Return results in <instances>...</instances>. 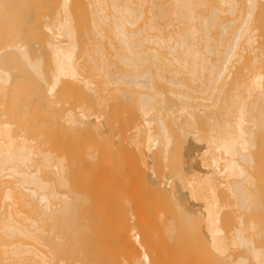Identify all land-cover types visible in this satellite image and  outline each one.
Segmentation results:
<instances>
[{"label": "bare ground", "instance_id": "bare-ground-1", "mask_svg": "<svg viewBox=\"0 0 264 264\" xmlns=\"http://www.w3.org/2000/svg\"><path fill=\"white\" fill-rule=\"evenodd\" d=\"M260 1L0 0V264H112L114 259L113 264H119L117 261L119 253L121 256L125 255L126 248L127 250L130 248L132 252L138 250L136 248L138 245L133 246L134 249L131 248V234L134 237L132 239L138 241L140 245L138 248L142 249L141 251L144 248V251L142 254L136 251L139 252L138 255L140 254L135 257L136 260L133 253L130 254L131 252L127 250L124 257L135 260L136 264H154L160 254L152 251L151 253L154 255L156 253L158 257L154 258L148 248L145 249L144 242L153 241V238L157 240L158 235L162 236L164 231L158 230V235L157 232L154 231L156 233L154 235L151 231L158 226L159 228L164 226L163 230L168 228L170 233L166 235L165 231L166 236H163L173 243L174 233L180 231L177 229L178 231L175 232L176 225L173 226L172 223L174 228L171 229L170 215V218L167 217L170 222L166 221L167 211L172 207L170 205L175 207L177 217L172 218L175 224L181 226L183 234L190 236L191 231V235L196 233L193 236L205 237L208 242L207 247L212 250L211 253L214 251L216 256L229 255L230 258L229 250L232 252L234 251L232 248L238 247L239 250V247L243 246L248 253L231 263L228 262L229 264H248L249 261L253 264H264V246L257 245L254 240L255 236H264L262 225L256 227L259 224L256 225L253 219L249 224L243 223L241 217L243 215L239 217L240 223L238 222V225L229 231H225L226 225H223L225 210L228 208L234 210L238 206L251 210V204L255 202L252 205L254 208L257 204L255 194L249 192L253 187L251 184L255 181L247 166L254 160L252 150L256 148L253 138L254 128H257L255 125L258 124V129L261 123L262 126L264 125L261 114L264 106H259V103L264 105L262 64L263 70L258 69L259 60L261 61L258 56L260 54L264 57V54H256L257 57L255 55L256 58L252 61L255 63L258 61V64L251 65L255 68L253 72L250 69L249 72L246 71L250 76L248 80L245 79L243 84L242 81L241 84L237 81L239 85L235 82L238 86L231 90V101L226 100L224 103L226 104L224 111L231 113L227 114L225 118L227 120L220 119L225 124L218 123V126L219 124L224 126L220 125L221 129L214 131L216 134L211 131L212 127L210 135L205 129H201L205 136L197 138L199 133L195 134L197 139H206L203 156L199 157L205 163L211 160L212 163H207V168L212 164L213 176L214 174L218 176L216 179L219 180H215L220 181L218 184L221 189L224 187V190H220L219 186L218 188H214L215 185L210 186L208 188L211 190L207 188L209 193H204L203 196L201 194V199L197 198L198 202L188 203V200L193 199L191 197L195 200L196 196L200 195L198 188L202 186L203 177L195 176L196 172L195 175H190V171L185 175L182 169V173L176 172L179 181L172 176L174 173L169 174L171 176H164L165 178L160 176L162 179H158L155 176L157 175L155 169L159 164L152 168L147 160L148 157L156 156L159 152V158L168 161L172 145L175 143L174 129L168 126L164 116V112L167 116L171 111L166 97L177 98L178 114H188L193 119L199 118L196 111H201V107L218 106L220 95L222 96L225 90L223 87H226L224 85L229 83L228 80L233 75L234 64L238 63L236 62L238 60L239 62L246 60L242 59V53L245 52L248 44L256 40L250 37L255 31L250 32V30L253 29V25L255 26L254 16ZM236 11L238 15L229 18L231 14L235 15ZM227 13H230L229 17L226 16ZM255 30L258 32V28ZM256 42L255 44L258 43ZM256 47L253 49L256 50ZM262 48L264 50V45ZM250 49L249 52L252 50ZM239 67L241 68V63ZM228 91L224 92L228 93ZM126 93L138 97V99L134 97L137 100L132 99L133 103H131L138 107V112L141 113L139 115L142 117L140 123L136 122V133L131 136L132 140L130 139L133 148L127 152L131 154L133 151L132 153L138 154L137 157L140 156L143 160L138 158L142 162L138 161L140 166L135 165L137 168L141 167L139 169L145 170L144 172L146 169L150 170L149 179L138 173L137 176L135 175L137 178L134 176L138 181L133 180V183L135 185L140 179V184L147 189L145 193L151 196L150 198L145 194L149 201L143 202L142 208H145L146 204L148 207L152 205L151 199L158 203L156 205L153 201L156 206L154 208H152L154 205L150 208L146 206L144 212L150 214L147 217L136 209L137 202L133 205L135 209L130 207L132 212L130 210L129 214L128 211V217L124 214L125 209L123 212L120 211V207L118 209L117 205L120 203L113 201L116 199L113 195L116 191V193L120 191V187L114 189L110 186V184L119 185L115 182L113 184L114 179L110 180L116 170H108L107 173L115 172L109 174L110 182L107 179L108 175L105 176L106 181L103 176L104 183L100 178L102 177L100 172L97 173L100 177L96 174L97 169L104 167V159L118 160V157L123 155L122 151L119 155L120 146L117 148L118 151L114 149L116 144H111L113 142H110V137L108 140L111 145L103 141L106 138V136L103 138L106 135L104 128L109 126L104 127L103 130L101 128L105 125L104 122L109 121L107 120L109 115L100 113L98 109L102 104V106L108 104L106 102L108 97L116 95H119L118 98L124 97ZM203 101L211 104L207 105ZM224 105H221L222 108ZM256 105L263 109L259 108L258 111ZM253 110L260 112L257 114L261 115L262 122L259 123V120L255 119L256 115H252ZM191 126L193 127V124ZM169 127L172 129L170 130ZM184 129L186 127L180 128L182 134L186 132ZM197 130L200 132L198 127ZM176 133L178 132H175V136L178 137L179 133ZM202 147L199 148L201 152L204 148ZM114 152L118 154L116 158ZM132 155V158L135 157ZM182 157L181 161H183ZM207 157H210L209 161ZM133 159L137 161V158ZM152 162L153 160L151 165L157 164V161L155 164ZM246 163L248 164L245 165ZM103 173L106 174L105 171ZM128 173L131 174L127 172V175ZM127 175H125L126 180L130 178ZM205 175L203 179L208 180L206 182H209L210 178L214 179L209 174L210 180L206 179L207 174ZM116 176L119 177L117 174ZM140 176L141 178H138ZM86 177L91 178L92 185L89 183L92 186L89 187L91 190L88 188V183H85L87 186L84 185ZM124 179L122 182H126ZM131 183L129 182L128 185L130 189L131 186L134 187ZM123 185H120L121 189ZM126 185L124 187H127ZM245 185L251 187L247 188ZM179 187L184 188L183 191ZM101 188H105V191H101ZM199 189L201 192L202 189ZM215 189L223 191V194ZM251 193L254 195L253 203ZM223 195L227 198H223ZM146 196L144 200H147ZM129 199L131 200V197ZM128 207L124 206V208ZM237 208L236 211L239 212L240 208L239 210ZM244 209L243 211L246 212ZM129 217L133 222V224L130 222L132 226L130 229L127 227ZM100 218H104L103 224ZM103 226L112 230L109 232L111 235H107L109 233L105 232V229L99 228ZM100 231L105 232L107 237L110 236L108 240L101 238L103 240L101 241ZM116 232H119V241ZM179 233L176 235L178 236ZM109 238L122 241L119 244L116 242L118 244L116 245L122 243L123 253L117 250V246L111 245L113 240ZM136 241L135 243L138 244ZM120 246L119 250L123 248ZM111 247L116 248L118 254L111 252ZM104 251L105 256L102 255ZM115 255L117 257H113ZM126 258L121 260L124 261ZM161 263L160 261L159 264Z\"/></svg>", "mask_w": 264, "mask_h": 264}, {"label": "rangeland", "instance_id": "rangeland-1", "mask_svg": "<svg viewBox=\"0 0 264 264\" xmlns=\"http://www.w3.org/2000/svg\"><path fill=\"white\" fill-rule=\"evenodd\" d=\"M84 1H86V0H84ZM230 15V13H227L226 14V16L227 17H229V15ZM233 15V16H232ZM238 15V12L236 11V13H235V15L234 14H231L230 15V17L229 18H231V16H232V18H234V16L236 17ZM254 24H255V26L253 25V29H251L250 30V32L252 31V30H254L255 31V33L254 32H252V33H254L253 35H255L256 37H258V38H256L255 36H253L250 32V34L252 35V36H250V37H253V39L255 38L256 40H253V41H257L256 43L257 44H255V42L253 43V41H252V43L251 42H249V43H251V44H248V47L246 48V49H248L247 51H246V49H245V52L243 51V55H242V59L243 58H245L246 60H242V59H240V61L242 60L243 61V63H242V61L241 62H239V60L238 61H236V62H238V63H235L234 64V67H233V69H232V74L233 75H231V77H230V79L228 80L229 81V83L227 82V84L226 85H224V86H226V87H223L226 91H228V93L227 92H224L225 90H223V92H222V96L220 95V98H221V100L218 102V106L217 107H201V111H199V112H201L200 114H199V112L198 111H196L197 113V116H199V118L197 117V116H194V117H197V119L196 118H194L193 119V117L191 116V115H184V114H178V112H177V108H176V106L178 105L177 103L179 102V101H177L174 97H172L171 98V96H169V97H166V99H167V101H171V103H167V105H169L168 107L170 108L171 107V111L170 112H168L167 113V116L165 115L166 114V112H164V116H165V119L167 120V123H168V126H171L174 130H175V128H177L175 131L173 130V132H174V137H175V140L173 141V142H175V143H173V145H172V148H171V155H170V158L168 159V161H166V160H162V158H159V152H158V155H156V156H154V157H157V158H154L153 156L150 158V157H148V164L150 163V166H152V168H155V166H157L158 164V166H157V168L155 169V173H156V171H157V175L155 174V176L158 178V179H162L164 176L166 177V175H168V176H171L173 173V177L176 179V180H178V178L179 177H176V174L178 175V173H176L177 171L178 172H181L182 173V169H183V171H185V175L187 174L188 175V173H189V171L191 172V173H189L190 175L191 174H194L195 172H196V175L195 176H197L198 175V178L199 177H203L204 178V176H206L205 174H207V177H205L206 179L208 178L209 179V175H210V177H212L213 176V171H214V167H212V164H211V166H210V164L208 165V168H207V163H212L211 162V160H210V162H207V163H205L204 162V160H202L200 157L201 156H203V151L205 150V148H206V139L205 138H203V139H197V138H199L200 136L202 137V136H205V135H203V132H201L202 130L201 129H205V131H206V133L208 134V135H210V129H212L213 128V130H211L212 132H217L218 130H216V129H221V126L223 127L224 125L223 124H225L224 122H221V120L220 119H223V121L224 120H227V119H225V118H227V114L229 113H231V112H228L227 113V111L225 110L224 111V108H225V106H226V104L224 105V103L226 102V100L227 101H231V90H232V88H234L236 85H235V82H240V84H241V81H242V84H243V82L245 81V79L246 80H248V76H249V74H248V72H249V69H250V71H254L255 70V68H254V65L256 64H258V61H257V63H255V61H252V60H254L256 57H257V55L259 54V53H261V55H263L264 53V50H262L263 48V45H264V0L262 1H260V4L258 5V8H257V10H256V13H255V16H254ZM255 28H258V32L255 30ZM257 34H258V36H257ZM249 35V34H248ZM262 37V38H261ZM263 41V42H262ZM261 44H260V43ZM245 44H246V42H245ZM254 44H255V46H254ZM253 45V47H251V46ZM262 45V46H261ZM256 46H261V47H259V48H257ZM244 47H245V45H244ZM250 47H251V49L253 50H251L250 49ZM254 47H256V50L255 49H253ZM249 49L251 50L250 52H249ZM259 49V50H258ZM255 50V51H254ZM260 50H262V52L260 51ZM256 51H260V52H256ZM254 52V54H251V53H253ZM250 55H249V54ZM246 54V55H245ZM257 54V55H256ZM255 55H256V57H255ZM247 56H248V58H247ZM258 57H260L261 58V61L259 60V64H258V69H261V70H263L264 69V57H262V56H260V54H259V56ZM259 58V59H260ZM258 59V58H257ZM250 60V61H249ZM263 60V61H262ZM246 61V62H245ZM252 62V63H251ZM239 63H241V68L239 67ZM245 63V64H244ZM254 63V65L253 66H251L252 64ZM246 64H247V66H246ZM248 64H250V65H248ZM261 64H262V68H261ZM255 65V66H256ZM237 67V68H236ZM236 68V69H235ZM247 68H248V70H247ZM251 68L253 69V70H251ZM257 68V67H256ZM241 69V70H240ZM245 70V71H244ZM243 71V72H242ZM246 71H248V72H246ZM243 73V74H242ZM251 73V72H250ZM242 74V75H241ZM241 76H243V77H241ZM250 77V76H249ZM244 78V79H243ZM233 80V81H232ZM237 82V83H238ZM238 85H239V83H238ZM237 85V86H238ZM233 86V87H232ZM228 90H227V89ZM119 95H120V93H118ZM125 94V93H124ZM123 94V95H124ZM127 95H125L126 96V98H125V96L124 97H119L118 98V96L119 95H116V96H112V97H108L107 99H106V102H108V104H104L105 106H100V109H98L99 110V112L100 113H105V114H108L109 116H108V119L107 120H109V121H106L107 123H105L104 122V120L102 121V123L103 124H105L104 126H102L103 124L101 123V125L100 126H102V130H103V128L104 127H106V126H109V127H106V128H104L105 130V133H106V135H104L103 136V138L106 136V138H104L103 139V141H107L106 143L108 144V145H115L114 147H116V148H114V149H116L117 150V148L119 147V155L121 154V151H122V153H123V155H120L121 157H118V160H120V161H118L117 160V156H118V154L117 153H115L116 152V150H115V155L116 156H114V158H116L115 160L112 158V160L110 161V159L111 158H109V159H104L103 160V166H100V167H103L102 169L101 168H99V169H97V171H96V174L97 173H99V174H101L102 175V177H100V175L99 174H97V176L99 175V177L103 180V176L105 177L106 175H108L109 177H107V179L108 178H110V175H112L113 173H115V172H110V173H107L108 172V170H110V171H115L116 170V173L114 174V175H112V178L110 179V180H112V179H114V180H116V181H114V180H112V182H113V184H115V183H117V184H119V185H111L110 184V186H113V188L114 189H117V186H119L120 188H119V190L121 191H119L118 193H114V195H113V197H116V199L115 198H113V199H115V200H113V201H116L117 203L119 202L122 206L124 205L125 207H128L129 205V207L128 208H124V206L122 207V206H120V204H118L117 206H118V209H119V207L121 208L120 209V211H122L123 212V210L125 209H128L127 210V212H125V210H124V214L127 216V213H128V211H129V214H130V210H131V212H132V209H130V207L132 208L133 207V205L135 204V202H137L136 204H138V206L135 204V206H136V209L145 217V215H146V217L147 216H149L150 214L148 213V215H147V213L146 212H144V210H145V208H146V206H147V204L145 205V208L143 207H141L142 205H144V203H148V197H150L151 198V196L150 195H148L147 193H145L146 192V188L144 189L143 188V186H142V184H140V179H139V182H136L135 183V185H134V181L133 180H136V176L138 175V173L139 174H142V177H145L146 178V176H147V178L149 179V173H150V170H148V169H146V172H147V174H146V172H144V171H142L141 169H139V168H141V167H136L138 164H139V162L138 161H141L142 159H141V157H140V159L141 160H139L138 158L139 157H137L138 156V154H134V153H132L131 152V154H133L132 156H135V157H133V158H137V161H134V159L131 157V154L130 153H128V152H130V150H132V144H131V140H132V138L133 137H131V136H133V134H135L136 133V128H135V124H136V122H137V124H138V122L140 123V121H141V119L140 118H142V117H140V115L139 114H141L140 112H138L139 110L135 107V105L134 104H132L133 103V100H137L138 99V97H135V98H137V99H135L134 97H132V95L130 96L129 95V93H126ZM225 94H227L229 97H227V95H225ZM122 96V95H121ZM127 96H130V97H127ZM137 96V95H136ZM226 96V97H225ZM117 97V98H116ZM132 97V98H131ZM222 97L224 98V99H222ZM125 98V99H124ZM169 98V99H168ZM229 98V99H228ZM96 99V98H95ZM101 99H104V98H101ZM133 99V100H132ZM254 99V98H253ZM160 100H162V99H160ZM224 100V101H223ZM158 101V100H157ZM166 101V102H167ZM173 101V102H172ZM132 102V103H131ZM198 102H200V101H198ZM198 102H196V103H198ZM204 103H206L207 105H209V104H211V102H205V101H203ZM202 102V103H203ZM220 102H221V104H220ZM260 102V100L258 101V103ZM262 102V101H261ZM173 103H176V104H173ZM201 103V102H200ZM209 103V104H208ZM257 103V104H258ZM135 104H136V102H135ZM224 105V107L222 108V106L221 105ZM228 104V103H227ZM172 105V106H171ZM108 106V107H107ZM174 106V107H173ZM257 106V109H258V111H259V108H261L262 106H264L263 105V103H262V105H261V103H259V106H261V107H259L258 105H256ZM173 108V109H172ZM226 109V108H225ZM254 109V108H253ZM261 109H263V108H261ZM264 110V109H263ZM263 110H262V113L261 114H263L262 115V118H263V120H264V113H263ZM166 111V110H165ZM203 111V112H202ZM258 111H256V110H253L252 112H254V114L252 113V115H256V117H255V119H258L259 120V123H260V121L262 122V118H261V115H258L260 112H258ZM257 112H258V114H257ZM225 113V114H224ZM195 114V113H194ZM222 115H224V116H222ZM226 116V117H225ZM257 116H259V117H257ZM167 117V118H166ZM189 117V118H188ZM222 117H224V118H222ZM109 118H112L113 120H110ZM187 118H188V120H189V122H188V120H187ZM193 119V121L191 120V119ZM228 118H229V115H228ZM138 119V120H137ZM186 119V120H185ZM199 119V120H198ZM177 121V122H175V121ZM217 120V121H216ZM182 121V122H181ZM185 121V122H184ZM195 121H196V123H195ZM219 121V122H218ZM256 121V120H255ZM184 122V123H183ZM192 122V123H191ZM194 122V123H193ZM213 122V123H212ZM258 122V121H257ZM257 122H255V123H257ZM166 123V124H167ZM177 123H178V125H177ZM183 123V124H182ZM189 123V124H188ZM211 123H212V126H211ZM216 124V127H215V124ZM218 123H223V124H219V126H218ZM263 123H264V121H263ZM136 124V125H137ZM187 124V125H186ZM193 124V127H195L196 126V124H197V126L194 128V129H192L193 127L191 126V125ZM214 124V125H213ZM114 125H115V127H114ZM180 125V126H179ZM178 126V127H177ZM190 126L192 127V128H190ZM255 126H257V128L255 129L254 128V134H255V137H253L254 139H255V146L254 147H256L255 149H253L252 151V153L254 154V156H253V162H249V164L248 163H246L245 165H247L248 164V169H249V171H251L252 172V175H253V177H254V183H256V185L254 186V183L253 184H251V186L253 185V187H251V186H248V187H251V190H249V192L251 191V192H253L254 194H255V198H256V203L258 204H256L255 205V208L252 206V205H254V195L251 193V195H252V197H251V195H250V197L251 198H253V201H251L253 204H251V210H250V208H249V210H246V209H244V208H240V207H238V208H240V210L237 208V210H239V212L238 211H236V208L233 210H230L229 208L227 209V210H225L226 211V213L224 214V216L225 217H223L225 220H227L226 222H225V220H223L224 221V223L225 224H223V225H226V228H224V229H227V230H225V231H229V229H232V228H234L235 227V225H238V222L240 223V220H239V217L241 216V215H243V216H241V217H243L242 219H243V223H246V224H249V223H251L250 222V220L252 221V219H253V221L255 220L256 221V225H258V226H256V227H264V125L262 126V123L259 125L260 127H259V129H258V124H256ZM112 127V128H111ZM175 127V128H174ZM182 127H186V129H184L186 132H184V134L186 133V135H184V134H182L181 133V130H183V129H181L180 130V128H182ZM187 127L189 128V129H187ZM197 127H198V129H200V132H199V130H197ZM212 127V128H211ZM215 127V128H214ZM219 127V128H218ZM110 128H111V130H110ZM170 128V127H169ZM172 128H170V130L172 129ZM107 130H109V131H107ZM196 130V131H198V132H194V131ZM208 130V131H207ZM109 132H110V134H109ZM175 132H178L179 133V135H178V137H177V135L175 136ZM214 132V134H216ZM104 133V134H105ZM178 133H176V134H178ZM190 133V134H189ZM192 133V134H191ZM199 133V134H198ZM200 133H202L201 135H200ZM108 134V135H107ZM197 135V138H195L196 137V135ZM204 134H205V132H204ZM212 134V133H211ZM258 134V135H257ZM182 135H184L183 137H182ZM194 135V136H193ZM181 136V138H183L182 139V141H181V138L179 139V137ZM185 136L187 137V138H185ZM199 136V137H198ZM109 137H110V139L112 140H110L109 139ZM101 139H102V137H101ZM110 140V142H113V143H111L110 144V142H109V140ZM131 139V140H130ZM185 139V140H184ZM101 141V140H100ZM119 141H121V142H119ZM180 141V142H179ZM202 141V142H201ZM256 141H257V143H256ZM183 142V143H182ZM205 142V143H204ZM104 143V142H103ZM205 145H204V144ZM119 144V145H118ZM181 144H182V147H181ZM203 144V145H202ZM176 145V146H175ZM185 145V146H184ZM193 145H195V146H193ZM258 145V146H257ZM192 146V147H191ZM197 146V147H196ZM198 146H200V147H198ZM204 148H203V147ZM126 147V148H125ZM131 147V148H130ZM196 147V148H195ZM201 147L203 148V150H202V152H201ZM253 147V148H254ZM182 148V149H181ZM200 148V149H199ZM259 148V149H258ZM177 149V150H176ZM185 149H188V150H185ZM195 149V150H194ZM183 150V151H182ZM118 151V150H117ZM128 151V152H127ZM173 151V152H172ZM128 154H127V153ZM156 152V151H155ZM194 152V153H193ZM200 154H199V153ZM182 153V154H181ZM185 153V154H184ZM190 153V154H189ZM127 154V155H126ZM153 154H155L154 153V151H153ZM181 154V155H180ZM184 154V155H183ZM187 154V155H186ZM202 154V155H201ZM182 155L184 156V157H182ZM125 156V157H124ZM126 156H127V158H126ZM195 156V157H194ZM200 156V157H199ZM181 157L183 158L182 160L183 161H181ZM198 157V158H197ZM120 158V159H119ZM124 158V159H123ZM126 158V159H125ZM147 158V157H146ZM145 158V159H146ZM154 158V159H153ZM208 158V157H207ZM210 158V157H209ZM209 158L207 159L208 161H209ZM103 159V158H102ZM160 159V160H159ZM184 159H185V161H184ZM194 159V160H193ZM126 160V161H125ZM151 160H153V162H152V164H155L156 162L155 161H157V164L156 165H151ZM207 160H205V161H207ZM114 161V162H113ZM119 163H118V162ZM129 161V162H128ZM143 161V160H142ZM141 161V162H142ZM166 161V162H165ZM190 161V162H189ZM203 161V162H202ZM102 162V161H101ZM123 162V163H122ZM140 162V163H141ZM182 162V163H181ZM127 163H128V165H127ZM146 164H147V162H145ZM145 163H143V164H145ZM205 163V164H204ZM252 163H254V164H252ZM133 164V165H132ZM169 166H168V165ZM181 164H184L183 166L181 165ZM202 164V165H201ZM252 164V165H251ZM100 165H102V164H100ZM105 165H106V167H105ZM136 165V166H135ZM141 165H142V163H141ZM194 165V166H193ZM250 165H251V167H250ZM122 166V167H121ZM129 166H130V170H129ZM133 166V167H132ZM138 166H140V164L138 165ZM145 166V165H144ZM149 166V165H148ZM154 166V167H153ZM108 167V168H107ZM145 167H147V166H145ZM144 167V168H145ZM184 167V168H183ZM109 168H111V169H109ZM115 168V169H114ZM125 170H124V169ZM127 168V169H126ZM135 168H137V169H135ZM148 168V167H147ZM173 168V169H172ZM85 169L86 168H84V172H85ZM113 169V170H112ZM135 169V171L137 172V171H139V172H135V171H132V170H134ZM142 169H143V165H142ZM187 169V170H186ZM208 169V170H207ZM211 169H213V171H211ZM99 170V171H98ZM101 170V171H100ZM148 170V171H147ZM103 171H105L106 172V174L105 173H103ZM119 171V172H118ZM140 171H141V173H140ZM174 171V172H173ZM207 171V172H206ZM210 171V173H208ZM87 172V171H86ZM85 172V173H86ZM118 172V173H117ZM127 172H131V174L130 173H128L129 175H127ZM144 172V173H143ZM172 172V173H171ZM122 173V174H121ZM181 173H179V174H181ZM197 173H199V174H197ZM105 174V175H104ZM110 174V175H109ZM116 174L119 176L118 178H117V176H116ZM133 174V175H132ZM137 174V175H136ZM164 174V175H163ZM169 174H171V175H169ZM184 174H183V176H184ZM209 174V175H208ZM125 175H127L128 176V178L130 177V178H132L133 177V179H128V180H126V176ZM131 175V176H130ZM136 175V176H135ZM189 175V176H190ZM201 175V176H200ZM113 176H114V178H113ZM134 176L136 177V178H134ZM154 176V177H155ZM162 178H161V177ZM216 175L214 174V179L213 178H210L209 180V182H206V181H208V180H205V179H203V178H201V182H202V186L204 187H202V186H199V188H203L202 190H201V192H203V190L205 191V192H203V193H201L200 192V189L198 188V194H200L199 196H196V199L195 200H193L194 199V197H191V198H193V199H191L190 197H188V199H191V201L190 200H188V203L189 202H198L197 201V198L198 197H200V199H201V194H202V196L203 195H205L204 193H209L208 191H207V188L208 187H213L214 185V188H218V186H219V182H216V180L218 181L219 180V178L218 179H216L218 176H216ZM164 177V178H165ZM89 178V177H88ZM87 177L85 178V180L86 179H88ZM99 178V179H100ZM125 178V179H124ZM138 178H141V176L140 177H138ZM174 178H173V180H174ZM90 179L91 178H89L88 180V182H87V180L85 181L84 180V185H85V183L87 184L88 183V188L89 187H92V186H90V184L92 185V182L90 183ZM106 179V177L104 178V180L106 181L107 180ZM124 179V181H126V182H122V180ZM216 179V180H215ZM103 180V181H104ZM109 180V179H108ZM110 180L108 181V182H110ZM119 180V181H118ZM130 180H132V181H130ZM203 180H205V183H203ZM220 180H221V178H220ZM100 181V180H99ZM105 181H104V183H105ZM136 181H138V180H136ZM179 181V180H178ZM214 181V182H213ZM102 182V181H101ZM100 182V183H101ZM107 182V183H108ZM115 182V183H114ZM118 182H120V183H118ZM121 182H122V184H124V185H126V183H127V187H124V185H123V188L121 189V186H122V184H121ZM129 182L131 183V185H134V187L132 188V186H131V189L129 188ZM211 182V183H210ZM217 184H216V183ZM90 183V184H89ZM209 185H208V184ZM219 183V184H218ZM205 184V185H204ZM100 185H102V184H100ZM121 185V186H120ZM141 185V186H140ZM206 185H207V187H206ZM250 185V184H249ZM85 186H87V185H85ZM84 186V187H85ZM106 186V185H105ZM104 186V187H105ZM109 186V185H108ZM109 186V187H110ZM116 186V187H115ZM137 186H139V187H137ZM171 186H173L172 185V183H171ZM246 186V185H245ZM103 187V186H102ZM141 187V188H140ZM247 187V186H246ZM247 187V188H248ZM87 188V189H88ZM105 188H108V187H105ZM105 188H101L102 190L101 191H105L104 189ZM112 188V190H114ZM126 188V189H125ZM135 188V189H134ZM142 188H143V190H145L144 191V196H146L145 194H147V196L145 197L147 200H144V196H143V191H142ZM180 188V187H179ZM213 188V189H214ZM224 188V187H223ZM221 189L220 188V186H219V189L220 190H224V189ZM257 188V189H256ZM90 189V188H89ZM88 189V190H89ZM129 189H130V191H129ZM133 189V190H132ZM137 189V190H136ZM141 189V190H140ZM182 191H183V189L184 188H180ZM187 189V188H186ZM219 189H215V190H217L218 192H221V195L223 194V191H219ZM91 190V189H90ZM125 190H127V191H125ZM139 190H140V192H139ZM208 190H211V188H208ZM178 192L180 191L179 189L177 190ZM187 190H184V192H186ZM123 192H125V193H123ZM129 192V193H128ZM139 192V193H138ZM139 194H141V195H139ZM220 194V193H219ZM250 194V193H249ZM119 195V196H118ZM221 195H220V197H221ZM103 196V195H102ZM139 196H140V198H139ZM227 196V195H226ZM119 197V198H118ZM123 197H124V199H123ZM131 197V200L129 199ZM133 197H135L136 198V200H135V198L133 199ZM223 198L225 197L224 195L222 196ZM111 198V199H112ZM121 198V199H120ZM225 198H227V197H225ZM250 198V199H251ZM128 199V200H127ZM137 199H138V201H137ZM123 200V201H122ZM127 200V201H126ZM140 200V201H139ZM142 200V201H141ZM152 200V205H154V206H152V205H150V204H148V205H150L148 208H150L151 206H152V208H154V207H156L155 206V204L157 205L158 203H156V200H153V199H151ZM150 200V201H151ZM252 200V199H251ZM112 201V203H114ZM126 201V202H125ZM146 201V202H145ZM153 201H155V204L153 203ZM202 201V200H201ZM201 201H199V202H201ZM130 202V203H129ZM131 202L133 203L132 205H131ZM138 202H141V203H138ZM144 202V203H143ZM117 203H115V204H117ZM126 203H128V205L126 204ZM113 206H115V205H113ZM135 206L133 207L134 209H135ZM170 206H172V207H170V209L171 210H168L167 212H168V214H166V221L169 223L170 221H172V222H170V227H172V224H173V226H175V232L176 231H178L179 229H180V231H178V232H180L179 233V235L177 236L176 234L178 233V232H176V233H174L175 235H174V237H172V239L173 240H175V242L173 243V241L172 240H167L166 239V235L168 234V233H170V231L168 232V228H166V230H163V229H165L164 228V226L163 227H161V228H159V226L158 227H156V229H154V230H152L151 231V233L153 232V234L155 233V232H157L158 230H159V232L160 231H166L165 233H166V235H165V233L164 232H162V236H161V234L160 235H158L159 234V232H157V234L156 235H158V238H157V240H156V238H153L154 240L153 241H146V242H144L146 245V247H145V249L147 250V248H148V250H149V252L151 253L152 251L153 252H158V254H160V255H158V257L156 256V253H155V255H154V253H151V254H153V256H154V258H155V256H156V259H157V261H155V263L154 264H159L160 263V261L162 262L161 264H229V263H231L232 261H234V260H236L238 257H240V256H245L246 255V248L244 249V247L242 246V248L244 249H242L241 247H239L240 249L239 250H237L238 249V247H237V249L236 248H232L234 251H230L229 250V252L228 253H230L231 255H230V258H229V255H222L223 257H225V258H227V259H225V258H223L222 256H219V254H217V256H216V253L213 251L212 253H211V251L209 250L210 248H208L207 247V244H208V242L206 241V238L205 237H202V238H200L201 236H195L196 235V233H193V234H195L194 236H193V234L191 235V231L189 232L190 233V236L189 235H184L183 233V229L181 228V226L179 225V224H175L174 223V221L175 220H173V216L175 217L177 214L175 213L176 211H175V207H174V205H170ZM250 206V205H249ZM138 207V208H137ZM158 207V206H157ZM246 207H248V206H246ZM253 207V208H252ZM256 207L258 208V209H256ZM123 208V209H122ZM141 209V210H140ZM172 209H174L173 211H172ZM242 209V210H241ZM243 209L244 210H246V212H244L243 211ZM148 210V209H147ZM256 210V211H255ZM156 211H157V209H156ZM228 211V212H227ZM247 211H249V212H247ZM143 212V213H142ZM146 213V214H145ZM154 213V212H153ZM153 213H151V214H153ZM228 213V214H227ZM242 213V214H241ZM245 213V214H244ZM247 213V214H246ZM155 214H157L156 212H155ZM171 216V218H170V216ZM169 216V217H168ZM128 217V216H127ZM130 217H131V215H130ZM130 217H129V222H128V226L127 227H129V229L132 227L131 226V223L133 224V222H132V220L130 219ZM170 218V219H172V220H170V219H168V218ZM177 217V216H176ZM240 217V218H241ZM101 219V218H100ZM104 219V218H103ZM103 219H101V222L103 221ZM134 220V219H133ZM168 220H170V221H168ZM254 221V222H255ZM105 222V220L102 222V224ZM131 222V223H130ZM253 222V223H254ZM258 222V223H257ZM172 223V224H171ZM130 224V225H129ZM105 225V224H104ZM262 225V226H261ZM178 226H180V227H178ZM233 226V227H232ZM106 227V226H105ZM100 229H105V232H107V233H109V232H111L112 230L109 228V227H106V228H104V226H103V228L102 227H99ZM109 228V229H108ZM116 228V227H115ZM114 228V229H115ZM163 228V229H162ZM174 227H172L171 229H173ZM192 228V230L194 231V229H193V227H191ZM99 229V230H100ZM108 231H107V230ZM117 229V228H116ZM178 229V230H177ZM259 228H257V230H258ZM190 230V229H189ZM103 231V230H102ZM155 231V232H154ZM252 231H254V230H252ZM101 232V231H100ZM102 233V236H104V237H102L101 235V237L99 236V238L101 239H107L108 240V237H110V236H106V233ZM113 233V232H112ZM164 233V234H163ZM182 233V234H181ZM188 233V234H189ZM98 234H99V232H98ZM116 234V236H117V240L119 241V232L117 233H115ZM153 234H152V236H153ZM154 234V235H155ZM107 235H111L110 233L109 234H107ZM114 235V234H113ZM163 235H165V236H163ZM170 235V234H169ZM167 236L168 237V239H170L169 237L170 236ZM199 235V234H198ZM133 235L131 234V243H132V247L131 248H133V246L134 247H136L137 245L139 246V248H140V245H139V243H138V241H136L138 244H136L135 243V241L133 240L134 239V237H132ZM152 236H150V239H152ZM159 236H161V237H164V238H161V237H159ZM175 236H177V238L175 237ZM179 236H182V237H179ZM183 236H185L184 238H183ZM191 236H192V238H191ZM154 237V236H153ZM189 237V238H188ZM261 237V238H260ZM260 237H254L255 239V243L257 244V245H262V246H264V239H262L264 236H260ZM121 238V237H120ZM133 238V239H132ZM175 238V239H174ZM191 238V239H190ZM199 238V239H198ZM101 239V241H103ZM106 239H105V241H106ZM110 239V238H109ZM114 239H115V236H114ZM114 239H110L111 241H109V242H111V245H113L114 247H116L120 242H122L121 240H120V242H118V241H115ZM176 239H178V240H176ZM182 239H184L183 241H182ZM133 241H134V245H133ZM165 241V242H164ZM169 241H172V242H170L169 243ZM197 241V242H196ZM114 242V243H113ZM118 244H117V243ZM150 242V243H149ZM168 242V243H167ZM177 242H179V243H177ZM206 242V243H205ZM130 243V244H131ZM148 243V244H147ZM203 243V244H202ZM117 244V245H116ZM122 244V243H121ZM120 244V245H121ZM152 246V249H151V246ZM172 244H174V245H172ZM119 245V246H120ZM123 245H125V244H123ZM156 245V246H155ZM119 246H117V250L120 252L121 251V253H123L122 251H124V246H120V247H123V248H120L121 250H119ZM138 246L136 247L138 250H136V251H140L141 252V254L143 253V251H144V248H143V251H141L139 248H138ZM111 249H112V247H111ZM115 249L116 248H114V249H112V251L111 252H114L115 254H118L117 253V251H115ZM130 249V248H129ZM127 250V248L125 249V251L127 250L128 252H131L130 254H132L133 253V256H134V259H135V257L138 255L137 253H139V252H136V251H134L133 250V252H132V250L130 251V250ZM134 249V248H133ZM154 249V250H153ZM194 251H193V250ZM231 249V250H232ZM236 249V250H235ZM114 250V251H113ZM204 250V251H203ZM124 251V253H125V255H126V252ZM167 251V252H166ZM170 251V252H169ZM110 252V253H111ZM127 252V254H129ZM135 252V253H134ZM161 252H162V254H161ZM169 252V253H168ZM173 252H175V253H173ZM207 252V253H206ZM101 253H103V252H101ZM171 253H173V255H171ZM183 253V254H182ZM215 253V254H214ZM248 253V252H247ZM112 254V253H111ZM135 254V255H134ZM176 254V255H175ZM186 254V255H185ZM200 254V255H199ZM211 254V255H210ZM103 256H105V251H104V253L102 254ZM112 255H114V254H112ZM119 255H120V253H119ZM119 255H118V257H119ZM124 254H122V256L120 255V259L117 257V255H115V256H113V257H117V261H118V263L120 264H122L123 262H125L126 263V261H127V263L126 264H136V262H135V260L137 259H135V260H128L126 257H124L125 256ZM140 255V254H139ZM138 255V256H139ZM188 255H190V256H188ZM196 257H195V256ZM129 256V255H128ZM131 256V255H130ZM133 256L132 257H130L131 259L133 258ZM162 256V257H161ZM167 256H170V257H167ZM175 256H177L176 258H175ZM192 256H194V257H192ZM203 256H204V258H203ZM228 256V257H227ZM233 256V257H232ZM122 257V258H121ZM188 257V258H187ZM208 257V258H207ZM220 257V258H219ZM124 258H126L124 261H122L121 259H124ZM168 258H169V260H168ZM171 258H172V260H171ZM182 258V259H181ZM190 258H191V260H190ZM210 258V259H209ZM221 258H223V259H221ZM231 258H233V259H231ZM155 259V260H156ZM160 259V261H158ZM165 259V260H164ZM175 260V262H174V260ZM179 259H181V260H179ZM203 261H202V260ZM209 259V260H208ZM212 259V260H211ZM119 260H120V262H119ZM211 260V261H210ZM224 260H225V262H227V263H225L224 262ZM228 260V261H227ZM230 260V261H229ZM114 261H115V259L113 260V263H114ZM168 261H173L172 263H170V262H168ZM205 261V262H204ZM159 262V263H158ZM164 262V263H163ZM211 262V263H210ZM229 262V263H228ZM112 263V264H113ZM117 264V263H116ZM248 264H253L252 263V261H251V263H250V261L248 262Z\"/></svg>", "mask_w": 264, "mask_h": 264}]
</instances>
